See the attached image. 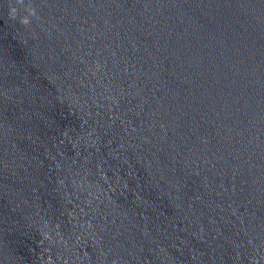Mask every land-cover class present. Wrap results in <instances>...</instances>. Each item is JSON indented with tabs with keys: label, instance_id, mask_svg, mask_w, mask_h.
<instances>
[{
	"label": "water",
	"instance_id": "water-1",
	"mask_svg": "<svg viewBox=\"0 0 264 264\" xmlns=\"http://www.w3.org/2000/svg\"><path fill=\"white\" fill-rule=\"evenodd\" d=\"M0 264H264V0H0Z\"/></svg>",
	"mask_w": 264,
	"mask_h": 264
}]
</instances>
